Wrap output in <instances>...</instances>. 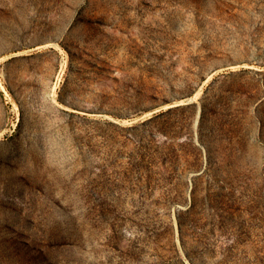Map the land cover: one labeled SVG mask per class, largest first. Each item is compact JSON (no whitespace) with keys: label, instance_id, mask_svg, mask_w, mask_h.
<instances>
[{"label":"rangeland","instance_id":"1","mask_svg":"<svg viewBox=\"0 0 264 264\" xmlns=\"http://www.w3.org/2000/svg\"><path fill=\"white\" fill-rule=\"evenodd\" d=\"M0 264H264V0H0Z\"/></svg>","mask_w":264,"mask_h":264}]
</instances>
